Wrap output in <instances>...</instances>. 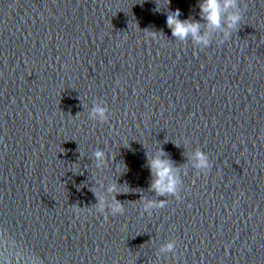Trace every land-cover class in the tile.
<instances>
[{
  "label": "water",
  "instance_id": "1",
  "mask_svg": "<svg viewBox=\"0 0 264 264\" xmlns=\"http://www.w3.org/2000/svg\"><path fill=\"white\" fill-rule=\"evenodd\" d=\"M204 2L0 0V264H264V0Z\"/></svg>",
  "mask_w": 264,
  "mask_h": 264
},
{
  "label": "clouds",
  "instance_id": "2",
  "mask_svg": "<svg viewBox=\"0 0 264 264\" xmlns=\"http://www.w3.org/2000/svg\"><path fill=\"white\" fill-rule=\"evenodd\" d=\"M237 0H224V8L232 7L236 5ZM201 10L205 14V18L211 26L219 27L221 24V3L220 0H205L201 4ZM179 9L173 15H169L167 18V23L169 27L173 30V35L181 39L186 38L189 34H192L197 40L203 39L198 33L200 29V23L198 21L181 20L179 18ZM230 24L229 27H234L239 25L241 21V16L239 13L232 14L229 17ZM205 39V43H206ZM106 109L102 107H97L94 109V113L98 114L100 118H106ZM97 160H101L104 156L102 151H97L95 153ZM196 157L198 160L197 167L207 168L209 167L208 157L202 151H197ZM150 166L154 171L156 179L152 187L157 190L160 194L164 193H175L177 190L178 179L174 175L173 165L170 161L160 158H154L150 161ZM151 205H146L150 207ZM124 211L123 205L117 203L113 208V213H122ZM174 248L173 243H168L163 250L169 251Z\"/></svg>",
  "mask_w": 264,
  "mask_h": 264
}]
</instances>
